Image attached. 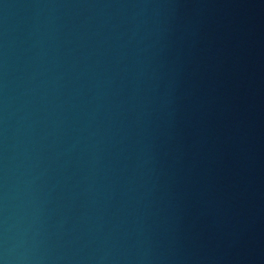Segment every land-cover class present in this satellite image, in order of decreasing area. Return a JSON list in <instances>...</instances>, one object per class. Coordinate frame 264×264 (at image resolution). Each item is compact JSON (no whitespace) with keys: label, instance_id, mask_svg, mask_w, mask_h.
Returning <instances> with one entry per match:
<instances>
[{"label":"water","instance_id":"1","mask_svg":"<svg viewBox=\"0 0 264 264\" xmlns=\"http://www.w3.org/2000/svg\"><path fill=\"white\" fill-rule=\"evenodd\" d=\"M0 264H264V0H0Z\"/></svg>","mask_w":264,"mask_h":264}]
</instances>
